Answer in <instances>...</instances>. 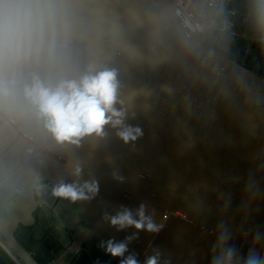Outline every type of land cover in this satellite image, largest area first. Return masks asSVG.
Returning a JSON list of instances; mask_svg holds the SVG:
<instances>
[{
	"label": "water",
	"instance_id": "obj_1",
	"mask_svg": "<svg viewBox=\"0 0 264 264\" xmlns=\"http://www.w3.org/2000/svg\"><path fill=\"white\" fill-rule=\"evenodd\" d=\"M178 1L77 0L118 26L116 38L81 53V64L117 71L120 98L131 105L125 122L143 135L125 144L106 126L104 136L74 145L36 131L0 152V190L21 192L4 206L0 240L20 263L94 264L72 236L77 225L114 264L129 256L138 264L152 256L158 264H213L222 247L235 249L231 264L264 256V68L252 69L263 57L215 26L197 29ZM86 180L97 182L95 196L72 202L77 211L54 222L65 241L42 232L31 213L54 202L40 191ZM141 204L159 232L110 224L125 208L136 218ZM109 240L127 245L123 256L101 247Z\"/></svg>",
	"mask_w": 264,
	"mask_h": 264
},
{
	"label": "clouds",
	"instance_id": "obj_2",
	"mask_svg": "<svg viewBox=\"0 0 264 264\" xmlns=\"http://www.w3.org/2000/svg\"><path fill=\"white\" fill-rule=\"evenodd\" d=\"M184 25L195 31L188 20ZM117 35V24L102 10H86L77 0H0V152L32 140L36 131L56 144L79 145L85 137H102L106 126L125 144L141 137L139 127L125 122L131 105L120 98L117 71L100 68L93 60L81 64L84 50ZM186 46L194 50L190 42ZM162 90L171 92L168 85ZM81 173L77 165L73 175L79 178ZM97 191L95 180L60 182L52 187V196L75 203L92 199ZM110 224L117 230L148 232L162 227L146 215L143 204L136 218L125 208L110 217ZM219 239L227 237L222 233ZM101 247L114 257L127 251L124 242L109 240ZM234 255V248L222 247L213 264H231ZM121 264L138 262L129 256ZM146 264H158L157 256ZM245 264H264V256L250 253Z\"/></svg>",
	"mask_w": 264,
	"mask_h": 264
},
{
	"label": "crops",
	"instance_id": "obj_3",
	"mask_svg": "<svg viewBox=\"0 0 264 264\" xmlns=\"http://www.w3.org/2000/svg\"><path fill=\"white\" fill-rule=\"evenodd\" d=\"M230 2V6L229 3H217L215 13L221 10V12L227 14L232 20L235 31L264 38V5L261 4V0H231ZM240 42L263 57V61L252 65V69L260 73V68H264V43L247 39H242ZM86 232L87 228L85 226H79L76 228L74 236L78 238L81 235L82 238L86 235ZM86 238L83 241L85 245L82 244V246L87 249L94 264H114L112 259L100 250L99 244L93 238L90 236ZM91 246L98 247L100 252L97 251L95 254L92 252L91 254Z\"/></svg>",
	"mask_w": 264,
	"mask_h": 264
},
{
	"label": "built area",
	"instance_id": "obj_4",
	"mask_svg": "<svg viewBox=\"0 0 264 264\" xmlns=\"http://www.w3.org/2000/svg\"><path fill=\"white\" fill-rule=\"evenodd\" d=\"M230 1L231 0H179L178 6L192 24L201 31L206 30L210 26H215L218 31H221L231 39L238 41L247 39L264 43L263 37L250 36L235 31L233 29L232 20L227 14L221 12V10L215 13L217 3H229ZM217 15L218 18H216ZM0 248L15 264H22L8 251L1 240Z\"/></svg>",
	"mask_w": 264,
	"mask_h": 264
},
{
	"label": "flooded vegetation",
	"instance_id": "obj_5",
	"mask_svg": "<svg viewBox=\"0 0 264 264\" xmlns=\"http://www.w3.org/2000/svg\"><path fill=\"white\" fill-rule=\"evenodd\" d=\"M41 193V199L45 200L48 204H52V208L50 209H45L42 206H44L42 203L40 204L39 202L37 203L36 207L34 208V210L32 211V216L35 218L36 223L38 220H40L41 224V228H42V232L44 231L45 234L50 233L53 234L54 236H58L59 239L64 240L65 241V237L60 235V233L58 232V230H56V227L54 226V222L56 221V219L58 217H62V215L66 212H76L77 209L75 207L74 204H72V202L68 201V200H64L61 198H56L52 196L51 194V190H49L48 188H45L44 190L42 189L40 191ZM21 192L18 190H10V189H3L0 190V217L5 215V210H4V206L6 205V203L10 200H14L16 196L20 195ZM36 198V197H35ZM40 217V218H39ZM52 217H55V219L53 220ZM79 226L84 227V225H77L75 227L78 228ZM72 233V236L74 238V240L77 242H81V247L84 248L83 246L85 244H83L84 239H87V236H83L81 238V235L77 237L74 236V232ZM41 233H39L38 235H40ZM82 234V233H81ZM61 237V238H60ZM80 238V239H79ZM83 244V246H82ZM56 244H52V248H56L57 246H55ZM100 252L99 248L91 246L90 248V253L92 254V252L95 253ZM50 264H54V263H50Z\"/></svg>",
	"mask_w": 264,
	"mask_h": 264
},
{
	"label": "trees",
	"instance_id": "obj_6",
	"mask_svg": "<svg viewBox=\"0 0 264 264\" xmlns=\"http://www.w3.org/2000/svg\"><path fill=\"white\" fill-rule=\"evenodd\" d=\"M0 258H2L6 264H14L13 261L4 253V251L0 248Z\"/></svg>",
	"mask_w": 264,
	"mask_h": 264
}]
</instances>
